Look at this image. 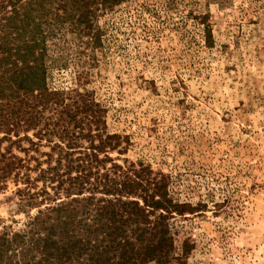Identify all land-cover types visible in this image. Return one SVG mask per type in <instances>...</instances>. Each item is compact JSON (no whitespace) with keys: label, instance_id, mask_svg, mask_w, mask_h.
Listing matches in <instances>:
<instances>
[{"label":"rangeland","instance_id":"rangeland-1","mask_svg":"<svg viewBox=\"0 0 264 264\" xmlns=\"http://www.w3.org/2000/svg\"><path fill=\"white\" fill-rule=\"evenodd\" d=\"M93 27L94 44L50 42L47 83L87 91L119 136L111 156L196 207L172 220L188 249L170 264H264V0H127ZM15 189L0 187V224L21 229L35 209Z\"/></svg>","mask_w":264,"mask_h":264},{"label":"trees","instance_id":"trees-1","mask_svg":"<svg viewBox=\"0 0 264 264\" xmlns=\"http://www.w3.org/2000/svg\"><path fill=\"white\" fill-rule=\"evenodd\" d=\"M127 0H0V187L11 181L21 229L0 224V264H170L173 223L192 214L163 175L122 153L87 91L47 83L50 42L98 41L93 19ZM91 41V42H90ZM46 148V150H43ZM33 173V175H32Z\"/></svg>","mask_w":264,"mask_h":264}]
</instances>
